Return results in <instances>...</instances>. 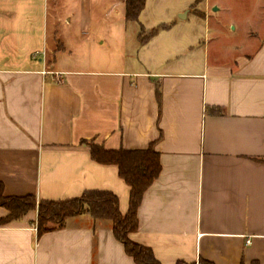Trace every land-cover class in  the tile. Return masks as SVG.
I'll return each instance as SVG.
<instances>
[{"label": "crops", "instance_id": "obj_1", "mask_svg": "<svg viewBox=\"0 0 264 264\" xmlns=\"http://www.w3.org/2000/svg\"><path fill=\"white\" fill-rule=\"evenodd\" d=\"M147 1L135 22L124 0H0L4 194L109 191L125 214L129 187L83 142L152 146L161 172L131 240L161 264H264V6L241 44L222 46L215 30L211 60L184 23L143 24ZM194 10L205 25L202 2ZM155 25L169 27L141 44V27ZM36 219L32 210L0 224V264H136L108 220L85 212L39 235Z\"/></svg>", "mask_w": 264, "mask_h": 264}, {"label": "trees", "instance_id": "obj_2", "mask_svg": "<svg viewBox=\"0 0 264 264\" xmlns=\"http://www.w3.org/2000/svg\"><path fill=\"white\" fill-rule=\"evenodd\" d=\"M127 21L139 22L146 0H124ZM169 26L153 29L146 37L141 27L139 39L141 44ZM211 113L221 114L220 109H211ZM89 147L93 161L102 165H113L118 169L119 177L129 187L128 210L122 214L119 198L112 192L90 190L80 196L59 201H38L35 196L9 197L4 194V185L0 181V207L9 214L0 219V224L18 220L29 211H37L36 226L39 235L64 227L68 218L89 213L95 219L108 220L112 224L113 234L120 241L125 253L136 264H161L150 248L131 240V233L138 230V210L145 192L152 186L161 172L160 157L152 146L141 150H107L94 142H83ZM177 264H187L179 261ZM200 264H211L201 262ZM257 264V263H253Z\"/></svg>", "mask_w": 264, "mask_h": 264}, {"label": "rangeland", "instance_id": "obj_3", "mask_svg": "<svg viewBox=\"0 0 264 264\" xmlns=\"http://www.w3.org/2000/svg\"><path fill=\"white\" fill-rule=\"evenodd\" d=\"M201 2L209 16V21L205 25L194 14L201 15L194 10ZM262 6H264V0H148V16L146 14L140 21L150 25L155 22H169V18H172L179 23H184L190 31L195 30L198 36L205 37L212 60L215 50L219 48L215 44L214 36L217 32L215 30L218 28L217 30L222 31L221 43L224 47L243 43L246 39V28H248L246 23L256 20ZM158 26L155 25L156 28ZM147 35L144 31V36ZM252 35L260 37L263 32L258 34L253 32Z\"/></svg>", "mask_w": 264, "mask_h": 264}, {"label": "built area", "instance_id": "obj_4", "mask_svg": "<svg viewBox=\"0 0 264 264\" xmlns=\"http://www.w3.org/2000/svg\"><path fill=\"white\" fill-rule=\"evenodd\" d=\"M58 81H60V79L58 78ZM35 229L37 230V226L35 227ZM247 243L249 244L250 243V241L249 240H247Z\"/></svg>", "mask_w": 264, "mask_h": 264}, {"label": "water", "instance_id": "obj_5", "mask_svg": "<svg viewBox=\"0 0 264 264\" xmlns=\"http://www.w3.org/2000/svg\"><path fill=\"white\" fill-rule=\"evenodd\" d=\"M214 10H217V8H214ZM185 17V16H184Z\"/></svg>", "mask_w": 264, "mask_h": 264}]
</instances>
